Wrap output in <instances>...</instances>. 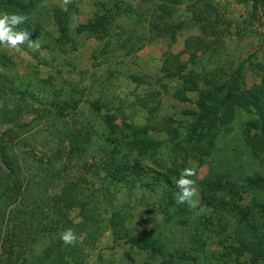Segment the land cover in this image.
<instances>
[{
  "label": "rangeland",
  "instance_id": "rangeland-1",
  "mask_svg": "<svg viewBox=\"0 0 264 264\" xmlns=\"http://www.w3.org/2000/svg\"><path fill=\"white\" fill-rule=\"evenodd\" d=\"M106 1L72 0L68 10L64 11L60 7V0H35L37 5L34 10L44 37L40 43L36 41L38 48L24 46L27 55L0 51V55L9 61L8 68H3L1 64L0 70L9 76L15 73L45 81L43 85L47 92H51V89L67 91L65 81L78 82L80 86L86 85L88 88L86 100L102 97L105 101L112 95L121 98L123 105H126L132 101L133 95L142 96L151 91L159 101L157 115L169 117L174 125L180 127L189 121L183 112L195 109L197 93L184 92L182 99L177 98L176 94L181 93L183 88L182 82L175 77L167 79L159 73L167 55L175 56L187 68L215 75L220 82L236 66H241L244 88L257 83L260 73L264 72V0L256 4L254 14L251 6L253 0H182L171 11L169 23H181L173 34L156 36L158 38L126 56L116 52V55H110V62L95 58L101 51L103 40L99 43L89 39V34L71 35L74 38L73 50L66 46H62V52L42 48L44 44L50 47L57 35L48 19L50 8L57 7L64 11L68 25L73 29L101 12ZM125 1L137 9V0ZM205 1L210 2L212 7L210 21L213 22V17L216 20L213 28H200L189 20L190 10L186 8L189 3L196 2L201 8ZM140 8L138 10L145 20L141 18L133 23L132 19H124L122 24L126 28L133 27L132 32L142 38H151L157 34H148L149 5ZM186 40H192L194 45L187 46ZM174 65L176 63L172 67ZM135 74L143 76L146 84L135 86L131 83L128 75ZM81 76L82 79H79ZM199 88L205 87L200 84ZM3 90L6 88L0 84V96ZM13 97L7 101L8 106H3L0 100V147L16 165L15 173L19 174L20 182L16 181L15 175L6 176L1 172L0 181L8 188L19 183L21 186L18 195L15 196L13 192L8 195V206L2 210V256L8 253L10 261L16 264H192L187 257L183 259L182 253L191 248L188 240L200 227L202 245L194 255L197 264H264L263 261L252 263L248 256L237 257L225 252V247L233 244L232 230L236 224L233 200L225 193L209 191L200 182L208 174V168L218 172L229 169L232 156L222 153L220 147L224 144L230 147L240 145L239 126L249 118L248 114L237 112L234 129L227 134L221 131L217 133L219 147L214 154L187 159L182 168V161L177 160L179 171L186 167L197 171V175L191 177L199 192L193 198L198 202L197 207L188 205L185 216H178L174 208L163 215L157 205L162 198L163 182L169 180L174 185L177 181L170 171L173 166L166 150L137 155L135 150L125 146L132 152H127L128 155L122 152V157L127 158L141 176L148 174L147 181H155L154 192L139 187L129 192L122 184L111 185L104 171H93L101 161L95 152L87 148L70 151L67 140L58 139L51 133V130H58L67 123L68 129H78L73 122H83L87 124L84 126L88 131L91 127H102L104 135L106 127L98 115L88 111L81 103L76 112L66 116L63 114L59 121L41 103L28 97ZM15 105L21 106L22 110L17 116L12 113ZM132 110L133 113H129V109L123 110L124 115L128 116L125 120L134 126L145 124L144 112L138 107ZM8 118L12 119V124H8ZM119 128L110 137L117 138L120 132L127 133L122 127ZM223 157L228 162L222 163ZM0 168L3 169L1 164ZM202 195L210 201V205L200 204ZM259 197L264 198V194ZM1 198L0 194V204ZM249 199V196L239 195V207L246 209ZM165 215L173 218L168 219ZM181 217L184 218L183 224L176 226V221ZM223 225H227L224 231ZM69 228L77 234L79 242L75 246H66L59 238L60 233ZM149 229L154 234L158 233L159 240L170 246L169 251L179 249L175 255L170 252L172 262H163L165 258L129 247L127 237ZM168 229H172V236Z\"/></svg>",
  "mask_w": 264,
  "mask_h": 264
},
{
  "label": "trees",
  "instance_id": "trees-1",
  "mask_svg": "<svg viewBox=\"0 0 264 264\" xmlns=\"http://www.w3.org/2000/svg\"><path fill=\"white\" fill-rule=\"evenodd\" d=\"M181 1L137 0L138 7L136 9L135 6L125 0H107L103 4L101 12L92 16L84 24L73 27V29L68 25L67 14L64 11L57 7L50 8L48 19L54 26V33L57 35L53 38V44L50 47L48 44H44L42 48L62 52V46H66L69 50H73L74 38L71 35L89 34V39L99 43L103 40L101 51L95 58L110 62L112 60L110 55H116V52L126 56L139 50L154 38L173 34L174 29L180 27L181 23H169L172 17L171 11ZM195 3H189V7H186L188 11L190 10L189 20L198 24L200 28H213L216 20L213 17V22L210 21L212 16L210 2L205 1L201 8ZM258 3L259 0H253L251 5L253 14ZM147 4L150 8L149 20H147L148 34L156 33L157 35L151 38L148 36L142 38L132 32L133 27L126 28L122 21L132 19L135 23V21L139 22L141 18L144 19L142 12L138 9ZM36 5L35 0H0V13L24 15L27 22L20 27L30 32L31 41L40 43L44 37V31L38 21V14L34 10ZM185 43L187 46L194 45L192 40H186ZM8 63V59L0 55V65L2 64L1 66L4 68L7 67ZM173 63H176L174 67H172ZM159 73L167 79L175 77L182 82L183 88L181 93L176 94L177 98L182 99L184 92L197 93V99L194 103L195 109L183 112L189 120L184 126H176L169 117L157 115L159 101L151 91H147L142 96L133 95L132 101L126 105H123L124 101L121 98L118 99L117 96L113 97L112 95L105 101L102 97L86 100L88 88L86 85L80 86L78 82L65 81V86H67L65 90L67 91L51 89V92H47V88L43 85L45 81L38 80V78L31 79L24 75H15V73L9 76L2 69L0 70V84L6 90L2 91L0 100L3 106H8L7 101L13 96L28 97L41 103L48 111L56 115L59 121L63 114L66 116L76 112L79 104L85 105L86 109L98 115L101 123L105 125L106 133L104 135L102 127H91L88 131L87 127L84 126L87 124L83 122H73V125H78V129H68L69 124L67 123L59 127L58 130H51V133L58 139L67 140L70 143V151H83L87 148L95 152L101 161L96 164L93 171H104L106 173L105 178L111 185L122 184L129 192H132L135 187L150 193L154 192L155 181L151 183L147 181L146 176L148 174L141 176L136 172V168L129 164V160L122 157V152H125L124 155H128L127 152H132V150L129 151L125 148L126 145L135 150L137 155H144L148 151L154 154L159 150H166L171 157L170 164L173 166L170 171L178 180L181 172L176 165L178 159L183 163L180 165L182 168L187 159L214 154L219 147V140L216 138L217 133L221 131V133L227 134L234 129L237 112L248 114L249 118L239 126L240 140L238 142L241 146L237 147L236 144L230 147L228 144H224L223 147H220L222 153L232 156L229 169L218 172L208 168V174L204 175L200 182L209 191L225 193L233 200L232 204L234 203L233 207L235 208L233 218L236 223L232 230L231 243L233 244L226 246L225 252L227 254L233 253L237 257L248 256L252 263L264 262V198L259 197V195L264 194V72L260 73L257 83L244 88L241 66H236L224 81L220 82L215 75L200 73L192 67L187 68L175 56L167 55L160 65ZM109 77L110 75L107 78ZM143 78L141 75H128V79L135 86L146 84L147 81H144ZM79 79H82V76ZM200 84L205 88H199ZM133 107H138L144 112L145 124L134 126L129 120H125L127 115H124L123 110L129 109V113H133ZM15 108L12 113L17 116L22 111L21 106L15 105ZM129 116L133 115L129 114ZM4 121L6 123L5 119ZM7 122L8 124L13 123L10 118L7 119ZM119 127H122L127 133L120 132L119 137H110L115 129H120ZM122 139L125 143H122ZM225 158L223 157L222 163L228 162L225 161ZM0 164L3 167V169L0 168L2 175L13 174L16 181L20 180L19 174L15 173L16 165L6 155L3 147H0ZM163 183L162 198L157 201V205L160 207L159 211L162 214H167L171 208H174L178 216H185L188 205L175 203V195L179 191L176 182L174 185L169 180ZM4 185L0 181L2 197L0 218L4 216L2 210L8 206V195H11L12 192L15 196L18 195L19 185L21 186L20 183L18 186L16 184L9 188ZM239 195L250 198L249 205L244 210L239 207ZM200 201L203 206L211 204L204 195L201 196ZM166 217L168 219L173 218ZM183 219L182 217L178 219L175 225L181 226ZM226 227L227 225H223L222 230L224 231ZM198 229L188 240L192 245L191 248L183 250L184 254L182 253L183 259H190L192 264H197L194 255L202 245L200 227ZM171 231L172 229H168L170 235ZM127 243L131 248L148 251L152 255L165 258L163 262H172L173 255L179 252V249H174V252L169 251L170 246L161 242L158 233L154 234V231L150 229L127 237ZM166 249L168 250L166 251ZM0 264H16V262L10 261L7 253L6 256L0 254Z\"/></svg>",
  "mask_w": 264,
  "mask_h": 264
},
{
  "label": "clouds",
  "instance_id": "clouds-1",
  "mask_svg": "<svg viewBox=\"0 0 264 264\" xmlns=\"http://www.w3.org/2000/svg\"><path fill=\"white\" fill-rule=\"evenodd\" d=\"M72 0H60V7L68 10V5ZM27 19L22 14H0V51H5L13 54L28 53L24 50V46L29 48H38L39 45L30 40V32L20 26L25 24ZM197 175L194 168L186 167L181 170L180 178L176 181L179 191L175 195V203L177 205L187 204L192 208L197 207V201L194 197L199 195L195 180L191 179ZM60 240L66 246H75L79 241L77 234L71 229H65L60 233Z\"/></svg>",
  "mask_w": 264,
  "mask_h": 264
}]
</instances>
